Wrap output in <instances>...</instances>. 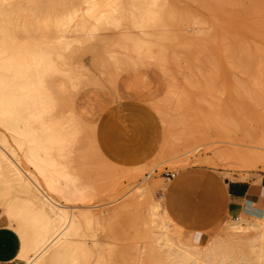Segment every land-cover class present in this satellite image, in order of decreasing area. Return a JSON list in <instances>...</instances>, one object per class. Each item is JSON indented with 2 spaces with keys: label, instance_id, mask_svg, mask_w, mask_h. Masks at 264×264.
I'll use <instances>...</instances> for the list:
<instances>
[{
  "label": "bare ground",
  "instance_id": "obj_1",
  "mask_svg": "<svg viewBox=\"0 0 264 264\" xmlns=\"http://www.w3.org/2000/svg\"><path fill=\"white\" fill-rule=\"evenodd\" d=\"M195 1L207 18L224 17L223 5L228 0ZM185 8L170 0H0V227L19 238V251L12 258L16 264H114L111 240L99 233L109 210L97 213L93 204H83L93 193L69 168V153L78 152L82 142L76 110L86 105L97 115L88 124L89 146L95 163L101 159L106 164L102 171L126 163L128 144L121 141L122 132L129 130L134 137L150 134L146 120L150 114L112 106L105 88L100 89L103 84L98 89L100 81L97 85L93 81L95 70L117 78L115 82L132 76L149 81L159 70L158 64L175 53L176 43L187 57L206 53L215 39L211 21ZM187 24L194 26L193 35L186 33ZM169 39L174 42L166 43ZM238 50L233 53L236 62L248 69L254 56L242 52V46ZM260 66L264 70V60ZM255 120L264 125L263 115ZM191 123L193 119L186 122ZM190 130L193 137L201 133ZM187 135L183 142L189 144L192 140ZM154 140L147 138L139 145L154 161L166 158L170 154L165 153L177 145L167 141L164 144L169 145L161 146ZM145 160L130 159L128 163L135 164L126 167L135 170L136 177L145 168ZM152 192L148 182L140 184L131 202L119 205L121 211L143 203L142 198L152 199ZM166 192L167 196L153 198L147 206L152 208L147 209L146 220L159 264L264 263V214L241 211L242 216L224 221L212 241L195 248L196 243L183 241L184 225L174 217L176 212L187 216L188 203L183 201L177 210L174 184ZM191 212L192 219L203 216L194 207Z\"/></svg>",
  "mask_w": 264,
  "mask_h": 264
},
{
  "label": "rangeland",
  "instance_id": "obj_2",
  "mask_svg": "<svg viewBox=\"0 0 264 264\" xmlns=\"http://www.w3.org/2000/svg\"><path fill=\"white\" fill-rule=\"evenodd\" d=\"M170 2L175 3L177 7H188L187 11L191 9L190 14L200 15L201 18L204 15L207 21H211L210 26L215 39L211 42L210 49L199 57H187L180 48V44L176 43L175 53L172 55L169 53L167 62L158 64L159 70L158 65H155L158 75L153 74L149 81L132 76L125 79L118 78V83L115 82L117 78L100 75L99 69L95 70L93 79L96 82L95 85L100 81L97 85L98 89L103 84L100 89L105 88L106 91H103L108 94L107 98L115 108H127L150 114V118H146L150 134L134 137L131 131L126 130L120 137L121 141L128 144L126 159L138 160L136 163L147 159V162L144 161L147 163L145 168L138 176H134L135 170L126 167V165L135 164V162L128 163V160L127 164L122 162L107 172L102 171L106 164L101 162V159L95 163L92 148L89 146L92 132L88 124L90 120H96L97 115L86 105L82 107V111L76 110L82 127V142L78 152L72 150L69 153V168L80 177L81 184L88 185L87 188L90 187L89 190L93 193L92 199L89 200L91 197H87L88 200L83 204H93L90 206L97 213H104V211L107 213L109 210L107 213L109 218L104 221L103 229L99 233L109 241L111 240V250L115 256L114 264H156V262L159 264L156 260L158 253H155L157 247H154V238L148 227L149 219L146 220L149 214L147 213L148 202L153 198L157 200L167 196L166 187L169 184H174L175 191L187 193L182 188L183 175L204 170L211 173L215 181L226 178L258 181L264 177V125L255 120V116L263 115L264 117V70H261L260 66L264 60V0H228L226 5H223L224 17L217 19L207 18L205 9L195 0H170ZM185 31L188 35H193L194 26L185 25ZM171 42L174 41L170 39L166 41V43ZM240 46L244 49L242 52H248L254 56L253 64L251 63L248 69L235 60V54L239 52ZM228 54L231 56H227ZM255 78L257 81L254 80ZM116 83L121 87L115 88ZM135 87L138 88L135 89ZM123 88H125L124 91ZM125 92L129 94L126 96ZM194 113L199 116L193 117ZM82 114H85V118ZM189 119H193L190 125L195 129L186 124ZM189 130L194 133L200 130L201 133H193L195 135L193 137L188 133ZM200 134L202 138L195 140V137H201ZM186 135L190 136L192 141L195 138L194 144H190L192 141L189 144L188 141L183 142ZM147 138L155 139L154 141L161 146H166L169 141L171 145L177 142V145L173 144L177 148L174 147L175 150L165 153V155L170 154L165 156L166 158L150 160L149 152L141 150L142 147L139 146ZM167 141L168 143L164 144ZM167 171L176 173L175 177L170 178L165 175ZM146 182L153 190L152 199L149 198L147 201L142 198L143 203L133 204L130 210L122 212V204L131 202L136 194V188ZM190 197L193 200L185 199L189 205L187 216L180 213L178 215L176 212L174 217L178 223L184 225L183 241L193 245L196 243L195 248H203L219 234L224 221L235 215L215 216L202 211L203 216L192 219L191 209L195 208V198ZM241 214L242 212L238 216L244 213ZM261 261L264 262V259ZM16 263L18 261L11 264ZM256 264L260 263L256 261Z\"/></svg>",
  "mask_w": 264,
  "mask_h": 264
},
{
  "label": "crops",
  "instance_id": "obj_3",
  "mask_svg": "<svg viewBox=\"0 0 264 264\" xmlns=\"http://www.w3.org/2000/svg\"><path fill=\"white\" fill-rule=\"evenodd\" d=\"M181 181L182 188L187 193L176 191L179 199L177 210L181 208L185 199L193 200L190 197L193 196L196 209L215 216L221 214L238 215L241 211L246 214H264V177L258 181L230 180L227 178L222 181H215V177L211 173L202 170L183 175ZM19 244V238L15 232L6 227H0V261L2 264L14 262L12 258L16 257Z\"/></svg>",
  "mask_w": 264,
  "mask_h": 264
},
{
  "label": "built area",
  "instance_id": "obj_4",
  "mask_svg": "<svg viewBox=\"0 0 264 264\" xmlns=\"http://www.w3.org/2000/svg\"><path fill=\"white\" fill-rule=\"evenodd\" d=\"M165 175L169 176L170 178H173V177H175L176 173L167 171V172H165Z\"/></svg>",
  "mask_w": 264,
  "mask_h": 264
}]
</instances>
